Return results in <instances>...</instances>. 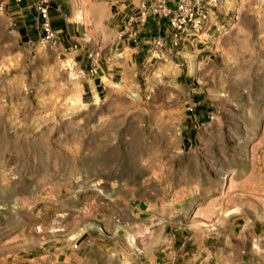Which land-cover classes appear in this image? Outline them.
<instances>
[{
  "label": "rangeland",
  "instance_id": "374dc122",
  "mask_svg": "<svg viewBox=\"0 0 264 264\" xmlns=\"http://www.w3.org/2000/svg\"><path fill=\"white\" fill-rule=\"evenodd\" d=\"M14 4L0 0V264L58 245L144 264L171 239L200 264H264V0H222L212 43L128 66L102 16L96 30L73 7L86 29L53 48L20 37ZM82 48L117 71L97 97Z\"/></svg>",
  "mask_w": 264,
  "mask_h": 264
},
{
  "label": "crops",
  "instance_id": "0c3cea01",
  "mask_svg": "<svg viewBox=\"0 0 264 264\" xmlns=\"http://www.w3.org/2000/svg\"><path fill=\"white\" fill-rule=\"evenodd\" d=\"M8 1V0H7ZM19 5H15L14 12L19 13L17 15V29L21 38L38 40L39 36L32 27V9L29 8V4L32 0H21ZM142 0H51L49 9V19L52 30L57 35V42L61 44L66 38L74 41L72 35L78 29H86L85 23L80 19H69L72 13L73 7L78 8L81 18H85L88 21V27L99 30L96 27V19L98 16H102L99 26L105 25L104 30H109L114 33L111 44L115 45V60L124 62L126 66L132 65V63L146 64L152 58L149 56L147 50V41L152 38L162 37L168 41L169 27L166 18L147 16L143 26L137 32L134 39L128 38L126 32L129 30L130 20L137 13L138 6ZM177 0H165L166 6L169 9H173ZM74 6H73V5ZM17 13V14H18ZM21 14H25V18H21ZM103 30V29H102ZM103 30V31H104ZM91 43L86 40L83 43V47L86 44ZM192 47H184L179 49H170L168 42L165 48L160 52L157 58H162L163 55H174L183 57ZM83 54L76 57L75 63L80 69L82 76V87L88 91L91 95L95 93L97 97V89L101 87V79L104 77L111 81L113 75L117 74V71L107 69V66L100 62H92L89 60L91 52L81 49ZM74 58V57H73ZM176 58V57H175ZM109 67H115V64H109ZM84 76H87L85 81ZM257 241H260L259 237ZM93 244V243H92ZM184 247V246H183ZM90 248H95L93 245ZM155 256L144 264H200L202 250L195 248H182L176 244L174 240H170L166 246H160L154 251ZM85 253H88L85 251ZM85 259V258H84ZM204 259V258H203ZM202 259V261H203ZM78 258L71 252H67L65 245H58L52 248V253L48 256H43L39 260H35L32 263L27 264H77ZM77 262V263H76ZM89 264V260H87Z\"/></svg>",
  "mask_w": 264,
  "mask_h": 264
},
{
  "label": "built area",
  "instance_id": "2783aa9c",
  "mask_svg": "<svg viewBox=\"0 0 264 264\" xmlns=\"http://www.w3.org/2000/svg\"><path fill=\"white\" fill-rule=\"evenodd\" d=\"M19 5L21 0H14ZM222 0H177L174 8H167L165 0H142L137 13L130 20L128 38L134 39L143 26L147 16L167 19L169 27L168 41L162 37L147 41V52L151 58H157L165 48L167 42L170 49L194 47L198 44L211 42L209 31L212 28L211 15L217 12ZM51 0H32L29 8L32 9V27L39 36V40L55 48L57 35L52 30L49 9ZM2 7L0 6V11ZM25 18V17H24ZM191 111L190 107L187 108ZM76 248V245H73Z\"/></svg>",
  "mask_w": 264,
  "mask_h": 264
}]
</instances>
